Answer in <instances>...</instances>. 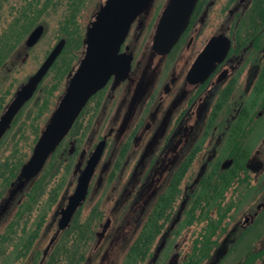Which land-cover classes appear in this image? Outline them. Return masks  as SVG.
I'll return each instance as SVG.
<instances>
[{"label":"flooded vegetation","instance_id":"flooded-vegetation-1","mask_svg":"<svg viewBox=\"0 0 264 264\" xmlns=\"http://www.w3.org/2000/svg\"><path fill=\"white\" fill-rule=\"evenodd\" d=\"M79 3H69L62 23L68 33L59 41L64 39L65 47L0 137L1 147L13 132L17 134L16 124L27 109L33 106L40 115L54 88L66 79L39 134L37 119H32L37 135L29 157L9 158L17 161L13 166L0 164V264H59L62 259L68 264H264V0H198L189 25L166 54L152 49L163 9L148 23L149 10L144 11L120 50L132 55L128 75L122 79L113 74L89 98L40 172L26 177L23 167L85 55L88 28L103 5L86 26L82 54L74 64L64 66ZM41 24V38L27 45L29 35ZM147 25H153L149 38L139 44L137 28L144 30ZM46 31V24L38 20L11 50L0 51L4 54L0 56V120L57 45L31 72H21L29 50ZM29 128L30 123L26 131ZM74 131L92 142L81 147L76 157L77 184L97 146L103 142L104 149L86 199L70 223L59 226L77 184L63 197L67 202L55 211L44 235L40 233L44 226L29 227L25 217L34 214L45 185L39 176L56 155H67L65 162L74 160L81 138ZM124 179L128 181L112 207L103 208L101 191L91 203L100 182L104 188V180L118 181L119 186ZM184 229L182 244L173 242ZM190 239L188 249L181 250ZM63 246L65 253L59 252Z\"/></svg>","mask_w":264,"mask_h":264},{"label":"water","instance_id":"water-1","mask_svg":"<svg viewBox=\"0 0 264 264\" xmlns=\"http://www.w3.org/2000/svg\"><path fill=\"white\" fill-rule=\"evenodd\" d=\"M152 2L153 0H106L100 8L88 28L85 55L37 143L31 160L23 167V174L26 177H33L40 172L49 154L68 133L89 98L106 85L113 74L122 79L128 75L132 55L120 52V50L132 23ZM197 2L198 0L168 1L153 35L152 49L155 52L166 54L173 48L189 25ZM43 32L44 26L38 25L29 35L27 45L35 44ZM211 45L205 51H209ZM64 46L65 40H60L36 74L19 89L0 120V137L21 106L32 96L38 83L60 55ZM195 70L194 66L191 74ZM103 149L104 143L102 142L97 146L88 165L81 172L77 187L70 195L68 204L62 210L59 221L60 228H64L70 223L74 212L86 199L90 180ZM171 263H174V260Z\"/></svg>","mask_w":264,"mask_h":264},{"label":"rangeland","instance_id":"rangeland-1","mask_svg":"<svg viewBox=\"0 0 264 264\" xmlns=\"http://www.w3.org/2000/svg\"><path fill=\"white\" fill-rule=\"evenodd\" d=\"M76 1V0H75ZM71 1L70 0H55L54 4L50 6L46 13L43 14V16L40 18V22L45 23L47 27V31L40 40V42L31 50H29V57L24 62V67L22 68L21 72L23 74L28 72H31L33 68L37 67L39 64L42 63L44 58L48 55V53L52 50L54 45L59 41V39L63 36L65 37V34L68 33V31L64 29V25L62 23L65 20V16L68 12V5ZM104 2V0H80V10L76 16V21L73 25V29L71 30V38L66 46V52L64 54L63 58V65L69 66L68 64H74L76 60H78L79 56L82 54V50L84 48L83 44V37L85 36L86 26L89 24L90 20L92 19L93 15L98 11L100 8V5ZM167 2V0H155L154 3L148 8L149 12H146L145 17L147 20L145 23L151 21H155L156 17L159 15L161 10L163 9L164 4ZM3 3V7L5 6V10L8 9L7 13L9 14L12 11V7L9 6V4L6 2V0H2L1 4ZM9 6V7H7ZM0 8V24H2L3 19L7 15V13L4 11V9ZM147 10V11H148ZM153 24V23H152ZM145 25V24H144ZM2 26V25H0ZM34 26V25H33ZM31 27V29L33 28ZM153 25H147V28L144 30L141 28H137L138 30L136 33L138 34V38L136 41L141 43V41L146 40L149 38L147 37V33L151 31V27ZM30 29V30H31ZM141 29L143 31H141ZM142 33V35H141ZM141 35V36H140ZM26 36V35H24ZM26 39V38H25ZM78 39V40H76ZM25 52V51H24ZM24 52L22 55H24ZM20 55V56H22ZM146 55H143V59H145ZM11 61L9 60V63ZM11 64V63H10ZM56 74V73H55ZM22 78V77H20ZM52 79V77H50ZM64 80V79H63ZM66 79L63 81L62 84L58 83L56 88H54L53 96L50 99V103L47 106V108L40 109V115H37L34 111L33 106H30L26 113L22 116L21 119L16 124V131L11 134V136L5 141V143L0 147V164H10V166H13V163L17 162L16 160H13L10 162V159H13L14 157H21L27 155V158L32 152V147L34 146L33 143H35L36 135L40 133V127L43 124V122L48 118V116L51 113L52 107L54 106V102L58 100L59 96L62 94L64 89V84ZM53 86V85H52ZM51 87V86H50ZM36 118L37 120L34 121L35 123H38L39 127L36 128V131H38L37 134H34L33 130L35 131V128H32L31 122L32 119ZM30 123V128L28 131H26V125ZM24 129V131H23ZM74 136H80V147L77 151V153L74 155V160L72 161V158L69 162H65V158L67 155H63L59 157V153L56 155V158L53 160V162L48 165L45 170L42 172V174L39 176V179L44 183L45 185L41 186L40 190V196L38 205H34V214L28 213L26 214V221L27 225L33 226V225H39L40 227L44 226V229H41L40 233H43L45 230V226H48L54 219L55 211L62 208L66 202L63 201V197L65 194H68L69 192H73L74 188L77 184V177L73 175V169L75 165V160H77V155L80 152V150L88 146L87 143L91 142L89 141V137L86 134L80 135L77 133V131H74ZM16 135V137H15ZM73 136V135H72ZM73 136V137H74ZM69 139L66 141V144L68 145ZM92 144V142H91ZM112 144L110 143V146ZM109 146V144H108ZM69 147V145H68ZM82 147V148H81ZM17 151V155H16ZM15 154V155H13ZM26 159V158H25ZM67 159V158H66ZM68 160V159H67ZM69 165V166H68ZM16 167V165H15ZM6 168V167H5ZM130 170H128L129 173ZM128 173L126 175H128ZM109 179V177H107ZM38 179V180H39ZM128 179H124L121 184H117V182L109 183L107 180H104L105 186L103 188V184L101 186L100 184L97 185V188L94 187V191H92V197L90 199L91 203L99 198V195H102L100 198L104 202L103 208H110L112 207L115 200H117V197H119V194L124 190V184L127 182ZM96 186V185H95ZM69 190V191H68ZM101 191V192H100ZM58 192V198L54 204L52 203V198L55 195V193ZM100 192V194H99ZM99 194V195H98ZM117 195V197H115ZM48 196L50 197V201L47 202ZM112 198L111 201H109V197ZM51 204V205H50ZM32 208V209H33ZM84 208V207H83ZM31 209V210H32ZM86 210L82 211L83 214ZM59 215V214H58ZM107 217V216H105ZM104 217V219H105ZM103 219V221H105ZM57 222V220H55ZM120 220L117 217L116 219V226L120 224ZM43 228V227H42ZM44 234V233H43ZM45 235V234H44ZM187 235V229H184L183 231L176 233V235L172 238V241L177 243L180 242L182 244L183 240H185V236ZM43 239H41V242ZM171 241V242H172ZM189 244H191V239L188 243H185L184 247L180 249L186 251L188 249ZM172 246V244H171ZM41 247H45V243L41 245ZM126 248V246H125ZM171 251V248H169L168 253ZM171 254V253H170ZM169 254V255H170ZM123 252L118 255L117 262L119 263L122 259ZM168 255V256H169ZM264 256V254H263ZM262 260V259H260ZM97 262H95L96 264ZM261 263V262H260ZM145 264V263H143Z\"/></svg>","mask_w":264,"mask_h":264},{"label":"trees","instance_id":"trees-1","mask_svg":"<svg viewBox=\"0 0 264 264\" xmlns=\"http://www.w3.org/2000/svg\"><path fill=\"white\" fill-rule=\"evenodd\" d=\"M0 8L3 7V3ZM55 0H6L12 11L7 13L0 26V51L11 50L23 35H26L31 27L46 13L47 9L54 4ZM75 1V0H70ZM79 1L80 0H76ZM71 4V2H70ZM7 6V7H9ZM4 57V54L0 53ZM1 58V57H0ZM1 61V60H0ZM137 244L133 245L134 247ZM59 252L65 253V246L59 247ZM75 262H72L74 264ZM46 264H50L47 262ZM59 264H68L65 259Z\"/></svg>","mask_w":264,"mask_h":264}]
</instances>
